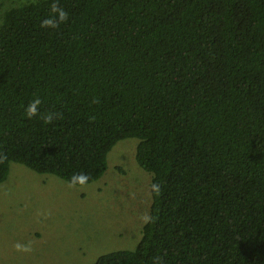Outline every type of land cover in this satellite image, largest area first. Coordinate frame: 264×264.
<instances>
[{
	"label": "trees",
	"instance_id": "1",
	"mask_svg": "<svg viewBox=\"0 0 264 264\" xmlns=\"http://www.w3.org/2000/svg\"><path fill=\"white\" fill-rule=\"evenodd\" d=\"M125 139L151 175L148 218L133 251L94 264H264V0L7 9L0 184L11 163L93 183Z\"/></svg>",
	"mask_w": 264,
	"mask_h": 264
},
{
	"label": "rangeland",
	"instance_id": "2",
	"mask_svg": "<svg viewBox=\"0 0 264 264\" xmlns=\"http://www.w3.org/2000/svg\"><path fill=\"white\" fill-rule=\"evenodd\" d=\"M28 0H0V17ZM138 140L119 141L97 181L74 186L11 163L0 184V264H94L133 251L151 203V175L135 160Z\"/></svg>",
	"mask_w": 264,
	"mask_h": 264
},
{
	"label": "clouds",
	"instance_id": "3",
	"mask_svg": "<svg viewBox=\"0 0 264 264\" xmlns=\"http://www.w3.org/2000/svg\"><path fill=\"white\" fill-rule=\"evenodd\" d=\"M54 11H57V12H58V14H59V18H60L61 20H64V19L67 18V13H66L63 9H57V8H54ZM38 103H39V101H38V100H35V101H33V102L28 106V108H27V115H28V116L31 117V116L37 114V104H38ZM86 179H87V177L84 176V175H78V176H74V177L72 178L73 183H75V182H79V183H81V184L84 183Z\"/></svg>",
	"mask_w": 264,
	"mask_h": 264
}]
</instances>
